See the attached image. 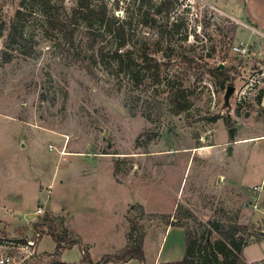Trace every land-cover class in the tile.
<instances>
[{"label":"rangeland","instance_id":"1","mask_svg":"<svg viewBox=\"0 0 264 264\" xmlns=\"http://www.w3.org/2000/svg\"><path fill=\"white\" fill-rule=\"evenodd\" d=\"M21 1L0 0V25L16 23L30 47L5 49L0 31V257L49 261L56 244L34 229L48 217L56 233L94 240L93 263L129 235H144L145 264L182 256L166 226L213 242V221L254 226L243 259L263 260L264 38L234 19L236 2ZM114 53L129 61L119 68ZM220 65L224 89L208 73ZM169 97L186 108L173 114ZM27 240L32 255L17 249ZM202 255L193 264H213ZM57 260L83 264L80 246Z\"/></svg>","mask_w":264,"mask_h":264},{"label":"trees","instance_id":"2","mask_svg":"<svg viewBox=\"0 0 264 264\" xmlns=\"http://www.w3.org/2000/svg\"><path fill=\"white\" fill-rule=\"evenodd\" d=\"M24 0L21 1L20 6H24ZM85 7L87 10V15L91 14V10L88 6H84L83 3L79 2L78 11ZM166 5H162L157 9V12L161 9H166ZM77 11H75L76 13ZM18 17L21 16L20 9L16 12ZM6 30V36L4 41V48L10 49L11 47H16L20 50H24L26 56L30 52L29 43L27 38L24 36V33L19 29L16 23H12L8 26L0 25V31ZM124 57H127L126 54L114 53L115 63L119 68H122L124 65ZM128 61L129 58L127 57ZM151 66L157 68L155 61H151ZM131 67V66H130ZM139 72H134L132 79L137 81ZM209 75L213 78L214 83L224 89L226 84L231 82L232 78L230 73L226 69H219L214 67L208 70ZM182 92L178 91L177 95H180ZM169 106H171V111L173 114H177L180 111H183L186 107L180 105L176 102V99H170L169 97ZM148 118V117H147ZM46 226L48 228V234L50 235L53 242L56 244V251L49 258L50 260L44 264H68L62 263L57 260V256L65 248H70L74 245H79L81 249V262L83 264H123L130 260L136 259L143 263V238L144 235L140 236L137 240L134 237L130 240L132 243H128L124 246L118 253L114 255H106L101 258L98 262L93 263L89 253L85 250V247L81 244L78 239H72L67 237L65 234L56 233L55 227L48 217H42L38 219V222L34 224V229L39 227ZM171 226L179 227L184 230V252L183 256L179 261L168 262L163 264H193L196 254H203L201 259H210V262L213 264H247L243 259V249L248 245L247 241L250 240L253 236L254 226L250 225H240L230 222H211V228L216 233V238L213 242H209L204 235L200 238L197 235L185 228L182 225L172 223ZM264 237L261 236L259 239H256L255 242L262 240ZM206 264V263H204ZM252 264H264V259L255 262Z\"/></svg>","mask_w":264,"mask_h":264},{"label":"crops","instance_id":"3","mask_svg":"<svg viewBox=\"0 0 264 264\" xmlns=\"http://www.w3.org/2000/svg\"><path fill=\"white\" fill-rule=\"evenodd\" d=\"M213 1L216 2V0H213ZM234 2H236V4L239 6L236 9L238 16L234 19L239 23L245 24L247 22L248 26L251 25L255 31L259 32L261 35L264 36V0H234ZM210 6H212L213 8H215L216 11H218L217 8L214 7L213 5H210ZM171 224H168L166 226L165 232L170 233V232H172V230H176L177 232H179V233H177V235H179V237H180V245L182 246L183 252H184V230L182 228H179V227L171 226ZM178 229L182 230V232L180 233V230H178ZM78 237L79 236H75V239H78L83 246L85 245L84 246L85 248H86V246L88 248L92 247V244H94L93 239L92 240L86 239V238L81 239L80 237L79 238ZM144 243H145V241L143 239V253H145V250H144L145 244ZM123 247L124 246H121L120 248H123ZM159 253H160V250H159ZM160 254H162V251ZM182 256H183V253H182ZM182 256L178 255V256H175L174 258H170V259L165 258L163 260H160L161 257L160 258L156 257L152 264H163V263L178 261L179 259L182 258ZM130 261H128V262H130Z\"/></svg>","mask_w":264,"mask_h":264},{"label":"built area","instance_id":"4","mask_svg":"<svg viewBox=\"0 0 264 264\" xmlns=\"http://www.w3.org/2000/svg\"><path fill=\"white\" fill-rule=\"evenodd\" d=\"M246 27V26H245ZM246 28H249V27H246ZM252 32L254 34H259L261 37L264 38L263 35H261L259 32L255 31L254 29H252ZM233 52L239 54V55H242V56H248L250 51H249V47L248 45L244 44V43H239L238 45L234 46L232 48ZM254 190H259V187H254ZM42 208H38L36 211H35V216H40L42 215ZM35 244H36V240H27L26 243L24 245H19L17 244V249H20L22 251L24 250H31V251H27V253L29 255H32L33 254V251L32 249L35 247ZM14 263V260L12 257H10L9 255H4V256H1L0 257V264H13Z\"/></svg>","mask_w":264,"mask_h":264},{"label":"water","instance_id":"5","mask_svg":"<svg viewBox=\"0 0 264 264\" xmlns=\"http://www.w3.org/2000/svg\"><path fill=\"white\" fill-rule=\"evenodd\" d=\"M219 69H222L221 65H220ZM233 92H234V87L233 86H228L226 88V92H225V95H224V104L225 105L228 104L229 98H230V96L232 95Z\"/></svg>","mask_w":264,"mask_h":264}]
</instances>
